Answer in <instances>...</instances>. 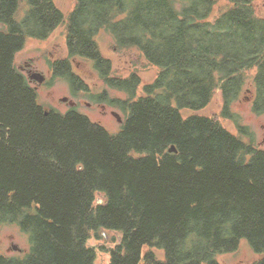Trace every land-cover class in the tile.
<instances>
[{
  "label": "trees",
  "instance_id": "obj_1",
  "mask_svg": "<svg viewBox=\"0 0 264 264\" xmlns=\"http://www.w3.org/2000/svg\"><path fill=\"white\" fill-rule=\"evenodd\" d=\"M257 3L74 0L63 11L54 0H0V225H17L30 244L24 254L0 251V264H94L87 241L109 230L121 239L104 264H221L216 255L243 238L259 257L240 264H264V149L245 125L238 129L249 142L214 116L181 113L204 108L219 89V115L237 122L231 105L251 69L253 110L264 111ZM61 24L67 56L52 63L53 74L78 91L71 62L88 58L127 92L108 100L125 112L116 133L75 107H43L15 66L27 38L44 39ZM101 30L157 67L143 94L137 73L109 75L95 40ZM145 246L163 250V260Z\"/></svg>",
  "mask_w": 264,
  "mask_h": 264
},
{
  "label": "rangeland",
  "instance_id": "obj_2",
  "mask_svg": "<svg viewBox=\"0 0 264 264\" xmlns=\"http://www.w3.org/2000/svg\"><path fill=\"white\" fill-rule=\"evenodd\" d=\"M56 5L63 11L69 10L74 0H54ZM257 10L264 14V0H257ZM65 25H58L46 38H27L24 45L14 55L15 66L29 79L37 91V102L45 108H53L59 112H66L72 106L70 101H75V108L85 114L90 120L102 124L110 133H116L120 127L125 112L116 104H109L112 98H126L127 92L111 87L100 76L93 62L88 58H76L71 62L72 71L82 80V87L78 91H72L70 84L61 76L53 74L51 69L55 60L67 56L65 44ZM4 26L0 23V29ZM96 43L101 54L110 60L111 70L109 75L117 78L127 77L131 72L137 73L140 85L136 94H143L142 85L151 82L157 73V67L150 65L142 53L136 47H116L111 33L101 30L95 36ZM30 63L33 70L45 76V81L39 83L31 79L28 71L23 66ZM245 79L239 98L232 105V111L239 117L237 122L223 118L219 115L222 100L219 89L215 92L210 102L202 109L192 111L182 109L181 113L186 116L192 113L214 116L219 123L234 135L249 142V136L241 134L237 125H245L244 132L252 134L251 143L257 148H264V111H255L251 107L254 97V83L251 73ZM85 86V88L83 87ZM74 90V89H73ZM66 96L67 101L60 98ZM73 106V107H74ZM121 118L118 121L113 113ZM101 199V198H99ZM101 232V231H100ZM98 239L91 237L87 244L96 247V258L94 264H104L109 259V249L120 242L121 234L117 231H102ZM28 235L19 230L15 224L0 225V251L8 256L24 254L29 250ZM98 247V248H97ZM103 247V248H99ZM153 251L159 260H163V250L153 246L143 247L142 251ZM259 254L254 253L246 239H241L237 248L232 252H222L216 255L221 264L251 263L258 259Z\"/></svg>",
  "mask_w": 264,
  "mask_h": 264
},
{
  "label": "water",
  "instance_id": "obj_3",
  "mask_svg": "<svg viewBox=\"0 0 264 264\" xmlns=\"http://www.w3.org/2000/svg\"><path fill=\"white\" fill-rule=\"evenodd\" d=\"M30 78L31 79H36L39 83H41L44 80V76L41 73H39V72H35L34 74L30 75ZM60 99L62 101H67V97L66 96H64V97H62ZM70 104H72V103L70 102ZM114 115L117 117L118 121H121V118L119 117V115L117 113H114ZM168 151L175 152L176 151L175 146L174 145H170V147L168 148Z\"/></svg>",
  "mask_w": 264,
  "mask_h": 264
},
{
  "label": "flooded vegetation",
  "instance_id": "obj_4",
  "mask_svg": "<svg viewBox=\"0 0 264 264\" xmlns=\"http://www.w3.org/2000/svg\"><path fill=\"white\" fill-rule=\"evenodd\" d=\"M23 68L26 70V71H28V73H29V76L30 75H32V74H34L36 71L35 70H33V68H32V66H31V64L30 63H26L24 66H23ZM43 75V74H42ZM44 76V75H43ZM45 76H44V80L42 81V82H44L45 81ZM253 99L254 98H252V101H251V107L253 108ZM72 104H71V106L73 107L76 103H75V101H70ZM75 107V106H74ZM113 113V112H112ZM115 113V112H114ZM113 113V114H114ZM238 120H239V117H238ZM239 125H243V124H241V123H239L238 125H237V127L239 128ZM260 149H264V148H260Z\"/></svg>",
  "mask_w": 264,
  "mask_h": 264
}]
</instances>
